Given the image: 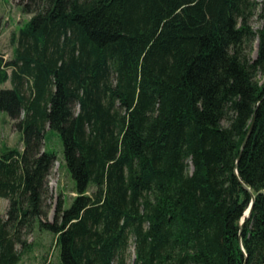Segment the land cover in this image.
I'll return each instance as SVG.
<instances>
[{"label":"trees","instance_id":"trees-1","mask_svg":"<svg viewBox=\"0 0 264 264\" xmlns=\"http://www.w3.org/2000/svg\"><path fill=\"white\" fill-rule=\"evenodd\" d=\"M20 3L33 15L0 53L24 141L0 151V264L35 226L59 250L43 264H129L132 238V264H264V0ZM48 132L75 192L53 220Z\"/></svg>","mask_w":264,"mask_h":264},{"label":"rangeland","instance_id":"rangeland-1","mask_svg":"<svg viewBox=\"0 0 264 264\" xmlns=\"http://www.w3.org/2000/svg\"><path fill=\"white\" fill-rule=\"evenodd\" d=\"M261 1V0H260ZM23 3L20 0H0V53L5 59H12L17 44V37L20 29L30 20L32 13H26L22 9ZM262 10H257L251 24L258 31L264 26V19L261 17ZM257 41L254 43L253 57L256 55ZM258 80L264 82V75L259 74ZM11 82L2 84L1 87H11ZM78 110L79 107L77 106ZM226 123V122H225ZM47 147L55 151L57 161L48 178L50 198L47 201L49 220L54 219L55 206L59 195H63L65 207H69L72 198L75 196L74 182L67 171L64 162L63 146L57 132H48ZM24 150L23 133L10 119L5 111L0 112V151L5 148ZM9 207V200L0 197V214H5ZM25 238L28 246H18L21 253V261L18 264H43L45 259L58 261V246L55 235L50 231H41L37 226L32 230L25 231ZM135 257V242L132 238L127 252V261L132 264Z\"/></svg>","mask_w":264,"mask_h":264},{"label":"water","instance_id":"water-1","mask_svg":"<svg viewBox=\"0 0 264 264\" xmlns=\"http://www.w3.org/2000/svg\"><path fill=\"white\" fill-rule=\"evenodd\" d=\"M257 46H258V40H257ZM252 128H253V123H252V126H251V128H250V130H249V133H248L247 137L245 138V140H244V142H243L242 149H243V148L245 147V145H246V142H247L248 137H249V135H250V133H251V131H252ZM244 186L246 187L245 184H244ZM253 204H254V200H252L250 206L247 208V210H246L245 213H244V216H243L242 219H241V222H240L241 227L244 225L246 217H250V216H251V214H252V209H253Z\"/></svg>","mask_w":264,"mask_h":264}]
</instances>
